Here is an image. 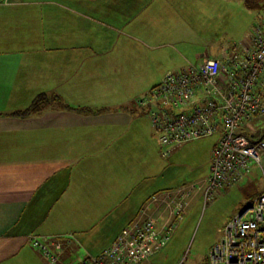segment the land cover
<instances>
[{
  "label": "crops",
  "instance_id": "0c3cea01",
  "mask_svg": "<svg viewBox=\"0 0 264 264\" xmlns=\"http://www.w3.org/2000/svg\"><path fill=\"white\" fill-rule=\"evenodd\" d=\"M238 1L264 15L262 0ZM112 2L111 10L106 4ZM160 2L170 10L168 0H10L8 5L0 4V259L6 261L0 264L35 262L32 236L56 252L59 259L51 264H63L70 251L83 246L86 259L98 257L152 204L153 197L177 189H151L123 214L120 226L99 242L90 237L93 225L104 224L108 218L106 212L123 205L120 195H132L122 186V164L132 157L139 161L145 157L142 165H149L153 155L156 132L139 99L148 96L167 73L208 59L230 63L237 50L238 43L223 45L215 36L205 40L193 30L182 29L192 27L187 20L201 12L200 6L196 11L189 8L193 13L185 15L178 29L174 24L165 28L162 20L161 25L155 24ZM102 7L104 14L99 15L96 11ZM128 36L139 37L147 46L137 48L141 51L136 59ZM154 49H159L157 55ZM42 94L58 97L60 102L30 117L10 116L27 109ZM64 105L84 110L64 109ZM255 120L248 124L252 132L260 131L250 129ZM133 178L139 185L141 176ZM196 194L188 200L179 224ZM42 196L50 197V209L40 207L47 201ZM62 205L78 216L72 218L76 221L36 234L39 226L29 214L52 213ZM150 209L157 218H166L161 204ZM24 220L27 224L22 225ZM94 241L100 243L98 248L87 246Z\"/></svg>",
  "mask_w": 264,
  "mask_h": 264
},
{
  "label": "built area",
  "instance_id": "2783aa9c",
  "mask_svg": "<svg viewBox=\"0 0 264 264\" xmlns=\"http://www.w3.org/2000/svg\"><path fill=\"white\" fill-rule=\"evenodd\" d=\"M9 3L0 0V4ZM236 47L230 63L208 59L169 72L148 96L139 99L164 147L177 148L219 136L210 177L200 188L179 187L153 197L152 204L164 206L166 218H157L150 211L152 204H147L111 247L81 264H152L151 259L171 241L194 193L204 190L209 201L216 192L243 179L254 166H262L264 131L252 132L248 124L264 115V17L250 39ZM220 233L207 264H264V191ZM30 240L51 263H57L58 255L48 244L38 237Z\"/></svg>",
  "mask_w": 264,
  "mask_h": 264
},
{
  "label": "rangeland",
  "instance_id": "374dc122",
  "mask_svg": "<svg viewBox=\"0 0 264 264\" xmlns=\"http://www.w3.org/2000/svg\"><path fill=\"white\" fill-rule=\"evenodd\" d=\"M168 2L170 4V10L167 9L165 3L162 4L160 2L158 4L159 14L157 13L155 15V24L161 25L163 21L164 27H168L169 24H174L175 28L178 29L182 27L185 15L193 13L189 8L192 6L196 11L197 6H200L201 12L198 11L200 15L193 14L189 19L190 21L187 20V22H191L192 27L186 26L182 29L188 28L193 30L196 34L206 37L205 40L209 39L211 35L212 37L215 36L219 41L218 43H223V45H233L236 43L239 45L247 42L254 34L257 24L264 17L261 11L250 10L247 5L239 3L238 0H168ZM106 7L112 10L114 7L113 2L106 4ZM146 8L144 7L141 12L139 11L138 22H140V17L146 11ZM183 9L187 10L181 12ZM96 12L99 15L104 14L103 7L101 12ZM110 13L107 11L106 16ZM155 30L158 31L156 27ZM143 35L144 31L141 32V36ZM144 37L146 38V36ZM137 38L139 37L128 36L129 42L134 44L135 51L132 49V52H136L135 56L132 57L134 59L140 55L141 50L137 51V48L144 49L147 47ZM171 39L173 38L171 37ZM158 51L159 49H154V55H157ZM163 63H166V61L164 60ZM256 120L254 124H250V129L264 131V115L257 117ZM218 140L219 136H214L172 148L164 147L160 142L159 136L155 133L154 144L152 143L154 150L152 157L150 156L149 165H142L145 157H143V161L132 157L126 160V163L122 164V175H120L122 183L124 182L122 186H126L123 188L125 190L130 189L132 195H125L123 197L120 195V201H124L123 205H120L118 209L110 213L106 212L105 217L108 218H105L104 224L95 223L93 225L89 233L90 237L93 236L95 241H98L105 233H110L113 228L120 226L123 223V214L130 211L137 199H142L144 197L143 195L149 193L151 189L164 191L170 188L193 185H196L198 188L202 187L203 183L210 177L213 147ZM170 150L173 151L168 156H165L164 153ZM136 174L141 176L139 185H135L134 183L133 176ZM261 190H264V161L262 166H254L250 178L246 179V181L216 192L210 197L208 202H206L204 190L197 192L194 204L185 214V220L172 233L171 241L166 248L158 252L151 259L152 264H207V258L212 248L221 238L220 230L237 213L243 211L248 206L251 200L250 197L253 194ZM42 198L47 201L40 207L50 209V202L48 201L50 197L42 196ZM45 204L47 205L43 206ZM82 214L87 215L88 213L83 212ZM29 215H32L33 223L39 226L37 231H35L36 234H39L41 230L43 232L48 231L50 227H55V229L59 227L64 228L70 224V221H76L72 218H78L71 211L67 212L63 205L56 207L52 213L49 211H40ZM24 223L27 224L26 220L22 222V225ZM77 234L81 235L82 233ZM95 241L93 244H87V246L91 245L94 248H98L100 243L96 244ZM33 252L36 254L35 258L37 260L30 263L51 264L46 256L41 254L34 245ZM54 253L56 252L54 251ZM87 256V249L84 246L79 247L70 251L63 264H81ZM4 261L5 259H0V263ZM6 264L25 263L20 260H12L7 261ZM142 264L148 263L143 262Z\"/></svg>",
  "mask_w": 264,
  "mask_h": 264
},
{
  "label": "trees",
  "instance_id": "16d2710c",
  "mask_svg": "<svg viewBox=\"0 0 264 264\" xmlns=\"http://www.w3.org/2000/svg\"><path fill=\"white\" fill-rule=\"evenodd\" d=\"M59 100L60 99L58 97L51 98L50 96H48L46 94H42V95L38 96L27 109H25L23 111H18V112L12 113V114H10V116H15V117H19V118H26V117H30L32 115L40 114L45 109L53 106L55 104V102H57V103L60 102ZM62 108H64V109H71V110H78V111L84 110V109H79V108L78 109H74V108H72L69 105H64V106H62ZM237 183H235V184H237ZM228 187H230V186H228ZM228 187H226V188H228ZM226 188H224V189H226ZM260 194H258V195H260ZM258 195L251 196V200L250 201H252ZM206 202H208V201H206Z\"/></svg>",
  "mask_w": 264,
  "mask_h": 264
}]
</instances>
